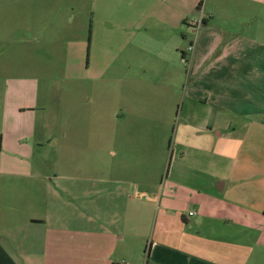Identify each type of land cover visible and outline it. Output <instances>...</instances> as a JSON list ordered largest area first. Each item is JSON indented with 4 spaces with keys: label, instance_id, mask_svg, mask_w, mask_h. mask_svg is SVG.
I'll return each mask as SVG.
<instances>
[{
    "label": "crops",
    "instance_id": "0c3cea01",
    "mask_svg": "<svg viewBox=\"0 0 264 264\" xmlns=\"http://www.w3.org/2000/svg\"><path fill=\"white\" fill-rule=\"evenodd\" d=\"M100 1L93 35L105 33L106 40L98 38L101 45L110 47L103 54L113 60L103 65L100 56L95 63L98 83L92 87L110 92L105 95L108 101L100 92L97 99L103 106L98 110L91 113L96 105L85 103L93 100L82 101L90 89L81 83L68 85L66 101L57 91L52 99L44 98V89L52 91L38 78L44 63L20 61L19 69H14L20 74L10 75L9 55L0 52V68L8 74L0 114V264H264V185L255 183L253 192L246 194L249 189L239 188L244 181L220 178L214 172L217 136L231 134V138L237 131V126L228 124L234 121L233 114L250 125L247 112H264V49L251 46L249 53V41L243 35L241 58L232 65L221 62L226 53L232 57L235 48L222 42L223 29L217 20L235 11L249 19L240 23L244 31L251 19L260 24L264 18V0ZM11 8V0H0V26L9 24ZM18 9H27L25 1H19ZM202 12L207 18L197 30L194 59L216 54L215 65L240 69L241 76L238 82L224 84H212L209 79L208 87L195 81L194 95L190 94L178 116L179 155L175 149L172 152L173 160L175 155L179 159L173 169L180 168L184 176L165 178L157 188L148 179V170L137 162L147 148L139 146L135 131H129L138 121L144 122L143 110L136 109L143 103L131 101L135 94L131 82L122 85L116 69L122 63L115 69L113 65L118 55L131 58L133 52L162 59L179 57L187 50L189 36L195 33L193 24ZM219 45L222 50L214 52ZM73 74L76 80L84 77L80 72ZM211 88L221 90L223 98L217 99V91L209 97ZM257 88L259 92L253 93ZM232 89L243 91L242 103L233 100ZM247 91L257 104L245 103ZM124 123L133 126L123 130ZM52 153L56 160L49 157ZM133 185L140 186V193L148 198L132 193ZM229 189L244 193L227 195ZM185 206L193 207L188 212L192 219ZM179 213L186 223L173 229L170 221ZM141 218L150 227L153 222L159 224L146 246Z\"/></svg>",
    "mask_w": 264,
    "mask_h": 264
},
{
    "label": "rangeland",
    "instance_id": "374dc122",
    "mask_svg": "<svg viewBox=\"0 0 264 264\" xmlns=\"http://www.w3.org/2000/svg\"><path fill=\"white\" fill-rule=\"evenodd\" d=\"M19 1L21 3L25 1L27 4L26 10L19 12ZM11 4L10 22L8 25L0 26V30L3 31L1 32L3 34V40L1 39L2 41L0 42V52L4 53V55H9L8 58L13 68L11 69L10 75L20 74L18 70H14L19 69L16 68L19 65L18 62L21 61L22 64L26 62V65H28L29 63L36 62L37 59V61L44 63V66L38 69V71H41V73H38V78H41L48 86L51 85L50 88L52 90L50 91L48 88L44 89V98L49 99L51 97L52 99L55 95L54 93L57 91L60 97H64L66 101L68 85L81 83L87 85L88 88H86L90 89L89 91H85V97L87 98L82 101L93 100V102H85L86 104L92 103V106L90 104L87 107H94L96 105V108H93V111L90 112L92 113L94 110H98L100 106H103L101 103H98L97 97L101 92L102 96H104L103 100L108 101L109 99L105 95L110 94V92L108 89H105V91H97V86V89L92 87L98 83L97 69L99 67H95V63L100 61V56L103 58V65L107 61L113 60V58L111 55L103 54L106 53L105 50L110 48L109 46L105 47L101 45L99 40V38L106 40L104 38L105 33L102 32L100 36L99 33L95 36L93 35L96 21L95 12L101 4V1L11 0ZM206 18L207 16L202 12L195 20V24H193L195 30V33H193L194 36H189L187 50L184 54H180L179 57L162 59L150 54L138 55L136 52H133V57L131 58L125 57V54H122L121 57L118 55L119 57L115 59L117 63L113 65V69H115L116 65L122 63L121 67L116 68L117 75L120 78L122 77V85L131 82L130 85H132V88L130 89L135 93L131 101L143 103V105L138 104L136 109L140 110V113L143 110L144 122L138 121L136 127L131 123L129 125L128 123H124L123 125L125 127L123 130L131 129L133 126V129L129 131L133 130L140 136V143L138 144L144 149L147 148V150H143L138 155L140 158L137 159V162L142 166V169L148 170L149 175L148 172L146 173L149 177L148 179L156 182L157 188L161 187L163 179L165 178L174 180V178L184 176L180 168L177 169V171L180 169L178 172L175 171L176 167L173 169V165L178 163L179 159L175 155L173 160L172 152L175 149V154L179 155L178 145L175 144V141L180 142V137L178 138L179 135L177 133L180 130L178 127V116L182 113V106H185L190 100V94L194 95L192 92H195V89H193L195 81L203 83V87H208L210 86L208 83L209 79L212 84L216 82L224 84L227 82H238L237 79L241 76L238 73L240 69H227L225 67L223 69L222 66L215 65L216 54L211 55L210 58L194 59L197 30L202 29L201 27L204 26ZM243 20L249 21V19L237 15L235 11H230L228 17L223 18V20L219 18L217 20V24L223 29V32L220 34L225 39L222 42L226 43L228 41L231 43L228 45V48H235L232 57H228L226 53L223 60H221L225 64L231 63L232 65L233 60L241 58V49L243 46L239 40L243 35L249 41V53L253 52L250 48L251 46L252 48L254 46V49L256 48L259 51L264 49L262 48L264 47V18L260 19V24H257L255 19H251L249 27L244 26V31H242V25L240 24H243ZM232 34L235 36L234 39L231 37ZM191 39H193L192 43L190 42ZM257 39L263 40V43L256 42ZM221 48L219 45L214 52L222 50ZM253 58V53H251L250 60H253ZM261 58L264 60V56H261ZM125 63L126 67L124 66ZM128 63L132 67L128 68ZM141 63H146V66L141 65ZM237 68H241V66L239 65ZM86 69H91V71L88 72ZM74 71L80 72L84 77L76 80L77 78L73 74ZM215 73H217V76H215ZM246 75L248 77L249 74ZM7 76L8 74L2 72L0 68V114L2 113L1 104L4 97V82ZM228 76L229 80L227 79ZM70 77L74 78L73 82ZM205 83H208V85H205ZM145 84H148L147 88L144 86ZM152 87L153 89H150ZM122 89L124 91L126 90L124 86ZM212 89L208 90L209 97L211 94L216 95V91L218 94L222 93L219 89L214 88L216 91ZM230 92L235 102L238 100L239 103H242L240 100H242L243 91H239L241 94L234 89ZM256 92H259L258 88L255 92L253 91V93ZM81 93L83 91H79V97H82ZM249 93L247 91L245 94V103L257 104L255 97L252 96V93ZM222 98V94L217 97L220 100ZM202 100H205V98ZM203 106H199V111L202 114L204 113V110H202ZM192 107L195 109L194 105ZM248 113L250 115H245V118H248L250 125L245 123L246 121L244 122L238 114H233L234 121L232 123L228 122V124H231L232 127L237 126V131H235L236 133L231 138V134L217 136L216 139H218L219 143L216 150V157L214 156L218 163L214 172L218 171L220 178H228L238 183L244 181L241 184L245 185H240L239 188L246 187L249 189L246 194L253 192L250 189L255 183H262L264 185V112L256 114L249 111ZM147 116L148 120L146 119ZM224 124L227 123L225 122ZM214 130H216V127H214ZM225 135H228V137ZM152 139L153 144L151 143ZM95 155L92 154V157ZM50 156H52L53 160H56L58 157L57 155L54 157L53 153ZM76 156L77 154H75ZM148 157L152 161H147ZM61 158L63 161L65 160V157L64 159L63 156ZM139 172H136L135 176H133V172L132 176L134 181L139 177ZM133 186V189H131L132 193L139 192V194H146L140 193V186ZM223 193L220 192V194ZM225 193L227 195L234 194L233 196H235L236 194H242L244 192L240 189H234L233 191L229 189ZM148 196L146 194L143 197L148 198ZM251 205L258 206L254 203H251ZM185 207H187L186 215H188L189 210L193 209V207ZM181 217L182 213H179L177 217L171 219L170 224L173 229L182 227L186 223ZM189 219L192 218L189 216ZM140 226L145 229L144 246H146L152 233L157 234L159 224L154 226L153 222V225L150 227L148 221L141 218ZM149 230L150 233L148 232Z\"/></svg>",
    "mask_w": 264,
    "mask_h": 264
},
{
    "label": "built area",
    "instance_id": "2783aa9c",
    "mask_svg": "<svg viewBox=\"0 0 264 264\" xmlns=\"http://www.w3.org/2000/svg\"><path fill=\"white\" fill-rule=\"evenodd\" d=\"M199 25H200V23H199Z\"/></svg>",
    "mask_w": 264,
    "mask_h": 264
}]
</instances>
